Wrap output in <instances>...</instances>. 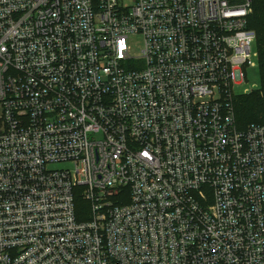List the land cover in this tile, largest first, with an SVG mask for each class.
Instances as JSON below:
<instances>
[{
  "label": "built area",
  "instance_id": "1",
  "mask_svg": "<svg viewBox=\"0 0 264 264\" xmlns=\"http://www.w3.org/2000/svg\"><path fill=\"white\" fill-rule=\"evenodd\" d=\"M127 3L0 0V264H264L253 0Z\"/></svg>",
  "mask_w": 264,
  "mask_h": 264
},
{
  "label": "trees",
  "instance_id": "2",
  "mask_svg": "<svg viewBox=\"0 0 264 264\" xmlns=\"http://www.w3.org/2000/svg\"><path fill=\"white\" fill-rule=\"evenodd\" d=\"M248 27L256 32V50L258 59L261 62L262 75H264V0H253V13L248 19ZM236 111V120L239 129L245 130L250 125L264 124V84L262 89L249 95H243L234 99ZM89 204L81 197L76 199V209L78 214L88 209ZM80 221L86 220L85 217H79Z\"/></svg>",
  "mask_w": 264,
  "mask_h": 264
},
{
  "label": "rangeland",
  "instance_id": "3",
  "mask_svg": "<svg viewBox=\"0 0 264 264\" xmlns=\"http://www.w3.org/2000/svg\"><path fill=\"white\" fill-rule=\"evenodd\" d=\"M257 0H255V3ZM133 0H128V5L132 4ZM143 37L139 34H132L128 38V45L131 49V56L133 58H138L142 54L143 49ZM254 50H256V44H254ZM256 67L255 68H249L246 71L247 76V82L244 85L243 88L249 89L250 91H253V93L257 92L258 90L262 89L264 84V75H262L261 70V62L260 59H255ZM241 88V90L243 89ZM240 91V89L238 90ZM243 96L242 94L239 95V97ZM2 115L3 112L0 110V133L4 131V126L2 125Z\"/></svg>",
  "mask_w": 264,
  "mask_h": 264
}]
</instances>
